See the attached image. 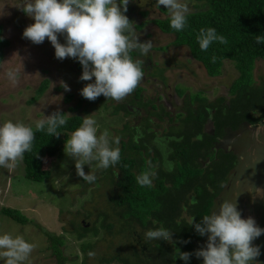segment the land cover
<instances>
[{"label": "rangeland", "instance_id": "374dc122", "mask_svg": "<svg viewBox=\"0 0 264 264\" xmlns=\"http://www.w3.org/2000/svg\"><path fill=\"white\" fill-rule=\"evenodd\" d=\"M184 2L190 8L191 4L186 0ZM19 6L20 0H0V26L3 27L4 38L10 42L0 67V123L11 120L34 127L36 121L57 111L68 117L92 115L98 123V134L107 129L110 136L119 138L121 149V142H128L131 129H135L140 136H145L142 129L150 124L147 121L141 123V120L143 118L150 120L151 108L144 105L149 104L148 100L153 99V109L157 110L159 107V112L164 108L165 111L171 110L176 114H182L180 107L185 101L190 102L196 93H200L208 102H214L219 97H224L228 101L230 98L228 90L239 76L234 65L225 61L221 74L216 78L209 77L186 48L173 46L171 44L173 36L162 34L152 23L154 19H164L169 16L168 13L162 12V8L165 9L164 6L156 7L155 0H129L127 12H132L129 16L133 19V23L135 25L145 23L140 30L136 31L139 41L151 40L153 45L146 56L150 60V65H148H153L152 69L148 70L154 73L165 69V84L157 78H149L146 73L137 85L142 89L141 97L136 98L135 93L132 92L121 101L105 99L94 106H89L86 113L83 109L71 113L69 109L74 108L81 98L80 89L89 81L79 79L82 67L78 61L72 58L64 60L55 58L54 47L47 38L41 44H33L22 38L23 30L29 24L34 23V20L27 17ZM140 11L147 12V17H141ZM125 15L128 14L125 13ZM58 39L64 43L62 36L58 35ZM9 69H19V84L16 86L6 79L5 73ZM262 77H264V61H257L254 79L259 83ZM44 81L47 85L45 92L32 102ZM64 83L70 87V91L64 90L62 86ZM178 92H183V95L178 96ZM68 96H72L69 101H67ZM159 99H163V102H158ZM165 102L169 105L168 108L165 107ZM118 104L129 107V112L133 113L126 115L121 112L113 116L111 113ZM172 117L173 122H168L166 118L160 121L152 117L153 133L158 137H163L169 133L171 128L179 126L176 116ZM125 124H128L131 129L125 130L123 128ZM68 138L70 136L56 137V140L58 139L56 144L54 142L53 146L45 152L43 167L50 172V176L41 184L24 179L21 161L13 167L0 168V211L3 208L18 210L29 219V223L39 224L48 232L62 237L64 239L63 255L67 258L64 264H81L83 261L82 243H89L93 246L90 251L95 255L88 257V264H99L102 259L118 254L127 257L133 251L131 245H135L137 251L142 252L141 247L147 244L143 242V234L147 229L131 225L130 239H126L128 231L121 232L120 236L116 234L120 231L121 224L117 220H112L113 212L112 217L105 220L100 217L103 213H109L107 210L111 207H109L107 198H111L113 196L111 190H115L111 184V174H107V170L110 169H98L95 164L90 168L85 165V173H94L97 179L92 184L84 182L77 175L75 161L64 152L65 141ZM158 141L159 138L154 142L160 147L161 144ZM154 145L153 149L156 147ZM261 151L264 155V143ZM150 158H153V153L150 154ZM138 161L139 167L142 166L143 162ZM161 164V161H157L153 167H161ZM113 170L119 175L116 168ZM249 183L253 186L250 191L251 196L256 197L261 194L259 190L264 194V167L260 168L258 173L252 172ZM236 188L234 189L235 194L238 193L237 196H240V199L243 195L242 191H237ZM253 203L255 206H251V217L254 218L257 226L264 228V195L263 198ZM237 205L239 207V204ZM109 223L115 226L111 233L105 232L102 228ZM33 224L22 226L0 215V235L7 233L14 238L21 236L27 242L34 244V250L24 264H57L47 251L46 238ZM83 226L89 229L93 227L98 233L90 232L83 240H79L74 232ZM202 239L197 250L206 244L207 237H202ZM253 245L260 246L261 249L257 264H264V235L254 240ZM119 249H122L123 253L117 252ZM199 259L202 260V258ZM129 261L131 262V258Z\"/></svg>", "mask_w": 264, "mask_h": 264}, {"label": "trees", "instance_id": "16d2710c", "mask_svg": "<svg viewBox=\"0 0 264 264\" xmlns=\"http://www.w3.org/2000/svg\"><path fill=\"white\" fill-rule=\"evenodd\" d=\"M186 1L191 4V10L188 24L182 32H176L170 28L169 16L164 19H154L152 23L162 34L173 36L171 42L173 46L186 48L209 77H218L225 61L234 65L239 76L228 90V95H230L228 101L224 97H219L214 102H208L200 93H196L190 102L185 101L187 115L185 117L178 115V121L182 125H179L177 129L173 127L166 136L158 137L155 133L152 136L146 134V130L149 129L147 125L142 132L145 136L141 137L135 129L125 124L123 128L131 130L127 144L121 142V161L115 167L119 175L114 172L113 168L107 170V174H111V184L115 189L111 190L113 196L107 198L111 208L107 210L109 213H103L100 217L105 220L112 217L113 212L112 220H117L121 224L120 231L116 234L120 236L121 232L128 231L126 239H130V226L137 225L147 230L167 228L172 232V242L151 241L141 247L142 252L137 251L135 245H131L133 251L127 257L118 254L102 259L99 264H184L178 257L175 261L173 260L172 255L175 248H179L182 252L193 253L189 264H203V261L194 255L203 239L195 232L193 226L187 224V221L194 216L195 222H200L202 216L213 211L215 200L222 197L227 190L234 192L236 186V189L243 190L244 183H249L252 172H259V168L251 164L247 155L246 158L243 156L238 160L232 152H226L224 149L217 150L215 146L218 139L225 134L226 128L235 130L243 123L264 124V77L260 78L259 83L254 79L257 61H264V44L256 43V36L264 35V0ZM162 12L167 14L166 9L162 8ZM126 14L133 22L129 16L132 12L129 11ZM139 14L143 18L148 15L143 11ZM144 24V22L140 25L134 24L135 31L140 30ZM208 27L215 28L219 35L226 38L227 43L215 42L206 52H203L199 48L196 37L201 28ZM0 37H3L0 40L1 67L5 51L10 46V42L4 38L2 26H0ZM131 55L134 59L149 60L135 51ZM144 65L141 63L145 74ZM150 76L157 78L163 84L166 82L165 69L154 73L151 71ZM46 88V81H44L32 102L42 95ZM133 92L135 97L139 98L142 89L137 86ZM177 94L182 96L183 92ZM71 99L72 96H68L67 101ZM105 99L101 95L95 101H89L81 96L79 103L69 111L76 113L83 109L86 113L89 106H94ZM149 104L144 105L148 107ZM194 105L198 107L194 109ZM210 111H214L212 122L216 130L212 136L203 132V127L211 116ZM121 112L128 113L127 106L118 104L111 114L116 116ZM164 115L169 117L168 113ZM64 116L68 123L58 131L59 136L68 137L80 126L83 117L79 115L68 117L66 114ZM170 120L173 122L174 119L170 118ZM199 134L201 140L197 137ZM145 138L148 144L159 138L158 143L161 144L160 147L157 145L154 147L153 158L150 162L145 159L150 157L151 150V147L145 143ZM55 140L56 136H49L46 132H36L32 151L25 153L21 161L26 181L41 184L49 178L50 172L43 167L44 158L45 152L53 146L54 142L56 144L58 139ZM166 148L170 151L168 155L165 152ZM143 150L145 151L143 152L144 157L141 155ZM138 154L142 158H136ZM138 160L143 162L140 167ZM157 161L162 162L161 167H153ZM149 171L155 174L153 184L151 187L142 188L137 184L136 177ZM192 200L197 203L191 204ZM0 215L22 226L33 224L29 223V219L21 212L12 208H3ZM33 225L46 238L47 251L57 264H64L67 261L62 249L64 239L48 232L39 224ZM102 228L105 232L111 233L115 226L109 223ZM90 232L98 233L95 228L89 229L84 226L75 230L74 233L79 240H83ZM179 241H187V243H179ZM92 249L91 244L82 243L83 261L81 264H88V253ZM117 252L123 253L122 249Z\"/></svg>", "mask_w": 264, "mask_h": 264}, {"label": "clouds", "instance_id": "9594fccd", "mask_svg": "<svg viewBox=\"0 0 264 264\" xmlns=\"http://www.w3.org/2000/svg\"><path fill=\"white\" fill-rule=\"evenodd\" d=\"M129 0H20V10L34 23L29 24L22 38L33 44L47 40L55 50V58H72L82 67L81 81H89L79 94L95 101L103 95L107 100L121 101L131 94L141 79V61L134 59L132 52L148 56L151 40L140 42L134 23L125 13ZM155 6H164L170 17V28L182 32L188 24L190 8L184 0H155ZM62 36L64 43L58 39ZM3 37H0L2 40ZM201 51L206 52L215 43L226 44L227 40L212 27L201 28L196 37ZM257 44H264V35L256 36ZM215 60V57H213ZM6 79L19 84V69H9ZM65 91L70 87L64 83ZM68 121L59 111L35 122L34 127L11 120L0 123V168L13 167L32 151L36 132H46L59 137L58 129ZM65 154L75 161L77 175L88 184L96 181L94 173H85L84 166L95 164L98 169L115 168L121 161L119 138L110 136L107 129L99 132L97 120L88 115L65 141ZM118 175V173H116ZM154 173L145 172L136 177L140 187H151ZM258 191V190H257ZM196 204L197 201H190ZM206 244L195 251L203 264H257L261 256L260 246L253 241L264 235V228L257 226L252 217L242 218L236 200H223L208 215L195 222L192 216L187 221ZM145 243L151 241L172 242V232L167 228L149 229L143 234ZM187 243V241H179ZM34 250V244L21 236L0 235V264H24ZM94 252H89L91 258ZM193 253L175 248L172 258L178 257L189 264Z\"/></svg>", "mask_w": 264, "mask_h": 264}, {"label": "flooded vegetation", "instance_id": "af4514ba", "mask_svg": "<svg viewBox=\"0 0 264 264\" xmlns=\"http://www.w3.org/2000/svg\"><path fill=\"white\" fill-rule=\"evenodd\" d=\"M139 60L142 63L145 64L143 66L144 69H145V74L147 73V75H148L149 78H153L152 76H150L151 75L150 70H148V69H150V66H149L150 65V61L149 60H146L145 58H139ZM148 66H149V68H147ZM158 102H163V99L162 100L159 99ZM148 103H150L149 106L151 108V112L149 113L150 114V117H149L150 120L149 119H144V118L141 120V123H145L147 121V123L150 124L149 125V129L146 130V134H148V135L149 134L151 136L153 135V120H152V117H156L160 121L163 120L164 118H166V120L168 122H171L170 118L173 119V117H172L173 115L176 116V119H178V115L181 114V113L180 114H178V113L176 114V113L172 112L171 110L170 111H165L164 108L162 109L161 112H159V107H157V106H156L157 107V110L153 109V99H151L150 101L148 100ZM165 107L166 108L169 107V105H167L166 102H165ZM197 107H198V105H194L193 106L194 109H196ZM137 108L139 109L140 107H137ZM181 109L183 111V113L181 115H183V117H185L187 115L186 114L187 105H185V103H184V105L180 107V110ZM154 110H155V113H153ZM131 113H133V112H129V109H128V113H125V114L126 115H129ZM165 113H168L169 114V117L165 116L164 115ZM210 113H211V116L209 118L212 121V116H213L214 111H212V112L210 111ZM179 125H182V124L179 123ZM192 127H193V125H192ZM175 128L177 129L178 128V125ZM144 129H146V127ZM144 129H142V131ZM215 131L216 130L213 129V132L211 133L208 130V133H206V131H205V125L203 127V132H205L208 135H211V136L214 135L215 134ZM200 136L201 135L199 134L197 137H198V139L201 140V137ZM144 140H145V143H146L147 142V139L145 138ZM261 142H262V145H261ZM263 143H264V124H260V125H249V124L243 123L238 129H235V130H232L230 128H226L225 129V134L223 135L222 138L218 139V142H217L215 148L217 150L224 149V151H226V152H232L233 154L236 155V157H237L238 160H240L241 158H243V156H244V158H246V155H247V157L250 160L251 164H253V166L256 165L257 168H259V170H260V168H263L264 167V155L262 154V151H261V146L263 147ZM146 144H148V143H146ZM153 144L156 145V143L154 141H152L151 143L148 144V146L151 147L150 148L151 149L150 150V154L154 153L153 152L154 151L153 150ZM143 152H145V151L144 150L142 151V154H141L142 157H144V153ZM165 152L167 153V155L170 153L169 149H167V148H166ZM141 155L138 154L139 157ZM145 159H147V161L150 162V160L152 158L149 157V158H145ZM262 163H263V165H262ZM252 189H253V186L250 183H246V182L244 183V189H243V191H245L247 193L248 192L250 193V191ZM217 200H215V202ZM238 210H241L240 207H239ZM244 211H246V210L244 209Z\"/></svg>", "mask_w": 264, "mask_h": 264}, {"label": "crops", "instance_id": "0c3cea01", "mask_svg": "<svg viewBox=\"0 0 264 264\" xmlns=\"http://www.w3.org/2000/svg\"><path fill=\"white\" fill-rule=\"evenodd\" d=\"M259 189H261V188H259ZM259 189H257V190H259ZM230 191V192H229ZM237 191H239V189L237 190ZM242 191V196H241V198L239 199V197L240 196H237V194H235V191L234 192H231V190H227V192H225V194L224 195H222V198L220 197L216 202H215V204H214V206H213V210L216 208V206H217V204H218V202H221V201H223V200H231V201H235L236 200V202H238L237 204H239V207H240V211H241V213H242V218H248V217H251V206H255V203H253V201H255V200H258L259 198H263V192H261L260 190H259V192L261 193V194H259L258 196L256 195V197H253V196H251L250 195V193L248 192H245V191H243V190H241ZM221 199V200H220ZM252 200V201H251ZM242 206V207H241ZM239 207H238V209H239ZM244 209L246 210V211H244ZM253 218V217H252Z\"/></svg>", "mask_w": 264, "mask_h": 264}, {"label": "water", "instance_id": "95a60500", "mask_svg": "<svg viewBox=\"0 0 264 264\" xmlns=\"http://www.w3.org/2000/svg\"><path fill=\"white\" fill-rule=\"evenodd\" d=\"M213 129H214L213 122L211 121L210 118H208V120H207V122L205 124V131H206V133H208V130H209L212 133Z\"/></svg>", "mask_w": 264, "mask_h": 264}]
</instances>
